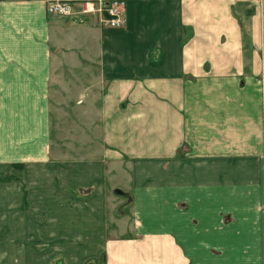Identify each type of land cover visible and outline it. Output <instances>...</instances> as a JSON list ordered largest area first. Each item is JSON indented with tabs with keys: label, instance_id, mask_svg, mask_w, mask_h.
Returning <instances> with one entry per match:
<instances>
[{
	"label": "crops",
	"instance_id": "1",
	"mask_svg": "<svg viewBox=\"0 0 264 264\" xmlns=\"http://www.w3.org/2000/svg\"><path fill=\"white\" fill-rule=\"evenodd\" d=\"M54 1L0 0V264H264V0Z\"/></svg>",
	"mask_w": 264,
	"mask_h": 264
},
{
	"label": "built area",
	"instance_id": "2",
	"mask_svg": "<svg viewBox=\"0 0 264 264\" xmlns=\"http://www.w3.org/2000/svg\"><path fill=\"white\" fill-rule=\"evenodd\" d=\"M127 3L128 0L54 1L48 3L47 11L59 17L93 15L104 29L120 30L125 26Z\"/></svg>",
	"mask_w": 264,
	"mask_h": 264
},
{
	"label": "rangeland",
	"instance_id": "3",
	"mask_svg": "<svg viewBox=\"0 0 264 264\" xmlns=\"http://www.w3.org/2000/svg\"><path fill=\"white\" fill-rule=\"evenodd\" d=\"M128 2H129V0H128ZM47 7H48V5H47ZM48 14L51 15L49 12H48ZM82 16H89V15H82ZM90 16H93V15H90ZM93 17H95V16H93ZM248 41H249V37L246 36L245 37V42L248 43ZM115 196L119 199V204H118L119 205V208L117 210V213H114L115 214V217H118V216H121L122 215V213H120V211L124 207L127 208L125 211L128 214V216H130L131 215L130 212H131V208H132V200H133L132 195L130 193L125 194L124 192H118V193L115 194ZM39 249H40V247H39Z\"/></svg>",
	"mask_w": 264,
	"mask_h": 264
}]
</instances>
